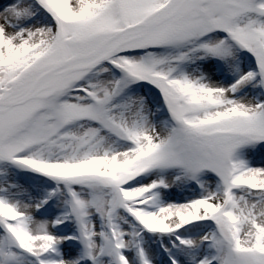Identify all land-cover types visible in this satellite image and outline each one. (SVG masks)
Wrapping results in <instances>:
<instances>
[{"label": "snow or ice", "instance_id": "6c2138e0", "mask_svg": "<svg viewBox=\"0 0 264 264\" xmlns=\"http://www.w3.org/2000/svg\"><path fill=\"white\" fill-rule=\"evenodd\" d=\"M0 264H264V0H0Z\"/></svg>", "mask_w": 264, "mask_h": 264}]
</instances>
